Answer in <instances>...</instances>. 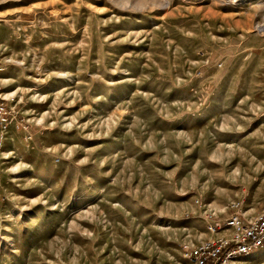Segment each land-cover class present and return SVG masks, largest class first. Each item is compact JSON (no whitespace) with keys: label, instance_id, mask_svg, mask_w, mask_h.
Listing matches in <instances>:
<instances>
[{"label":"rangeland","instance_id":"374dc122","mask_svg":"<svg viewBox=\"0 0 264 264\" xmlns=\"http://www.w3.org/2000/svg\"><path fill=\"white\" fill-rule=\"evenodd\" d=\"M0 61V264H185L264 204V0H0Z\"/></svg>","mask_w":264,"mask_h":264},{"label":"built area","instance_id":"2783aa9c","mask_svg":"<svg viewBox=\"0 0 264 264\" xmlns=\"http://www.w3.org/2000/svg\"><path fill=\"white\" fill-rule=\"evenodd\" d=\"M3 70L4 65L0 61V72ZM11 110L0 95V146L12 121ZM232 207L234 212L229 214L222 224L213 220L206 224L209 233H214L224 226L229 231L228 234H220L216 238L207 237L198 242L185 241L181 244L185 264H235L238 258L250 256L264 248V204L252 217H246L238 203Z\"/></svg>","mask_w":264,"mask_h":264},{"label":"bare ground","instance_id":"6f19581e","mask_svg":"<svg viewBox=\"0 0 264 264\" xmlns=\"http://www.w3.org/2000/svg\"><path fill=\"white\" fill-rule=\"evenodd\" d=\"M215 232H216V231H215ZM216 233H218L219 235H220V234H225L224 231L221 232V233H219V231H218V232H216ZM250 256H251V258H261V257H263V255H262L261 253H259L258 251L253 252Z\"/></svg>","mask_w":264,"mask_h":264}]
</instances>
